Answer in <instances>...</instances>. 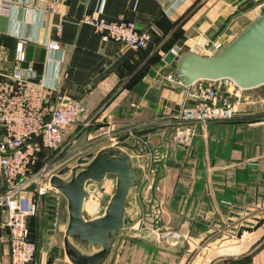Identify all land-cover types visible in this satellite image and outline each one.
<instances>
[{"label": "crops", "instance_id": "0c3cea01", "mask_svg": "<svg viewBox=\"0 0 264 264\" xmlns=\"http://www.w3.org/2000/svg\"><path fill=\"white\" fill-rule=\"evenodd\" d=\"M50 4L58 11L51 12ZM263 12L264 0H0V72L19 70L85 108L58 148L41 149L30 174L43 170L42 182L47 183L83 155L109 148L124 153L141 174L128 191L123 228L110 238L99 264H264V228L252 240L261 228L245 233L246 244L242 236L226 241L227 246L220 244L241 223L252 225L258 220L254 215L264 209V84L241 89L228 79L215 81L218 104L235 110L232 120L208 122L202 128L171 122L181 108L195 105V88L180 87L175 71L177 57L187 52L186 42L203 36L226 46ZM90 13L107 21H131L148 32L151 41L134 50L103 39L79 21ZM57 23L62 24L60 36ZM20 40H25L22 61L16 60ZM49 40L57 41L60 49H47ZM167 75L173 76V84L165 80ZM152 128L156 130L147 135L109 144V136L121 138L128 130ZM4 137L0 125V142ZM153 150L155 161L163 162L155 164L158 175L150 171ZM150 173L146 183L144 177ZM28 179L29 175L19 181L27 184L17 198L23 209L36 205L35 214L27 217L29 239L36 247L29 264H47L51 255V264H75L63 247L67 209L53 220L48 191L56 190L49 185L37 196ZM154 180L153 207L158 210L153 212L163 222L158 229L177 235L162 243L140 227ZM114 188L110 177L86 185L85 220L104 214ZM6 189L0 176V198ZM4 221L0 205V264H9ZM78 249L87 255L97 251Z\"/></svg>", "mask_w": 264, "mask_h": 264}, {"label": "built area", "instance_id": "2783aa9c", "mask_svg": "<svg viewBox=\"0 0 264 264\" xmlns=\"http://www.w3.org/2000/svg\"><path fill=\"white\" fill-rule=\"evenodd\" d=\"M49 9L51 12L58 11L54 4H50ZM79 21L90 25L103 39L121 43L125 49H142L151 41V35L138 30L131 21L102 20L92 13L84 14ZM55 29L60 36L62 24L57 23ZM24 42L25 40H20L17 44L18 61L24 59ZM45 46L49 50L60 49L59 43L53 40L47 41ZM185 46L188 52L200 56L215 55L225 47L221 41H211L203 36L188 40ZM165 80L174 83L171 75H167ZM205 82L198 83L193 92L195 105L181 108L172 118V123L196 124L202 128L208 122L229 121L234 118L235 110L232 106L218 104L219 90L213 84L215 81ZM177 84L179 85V81ZM84 115L85 108L80 102L66 99L55 89L32 81L19 70L9 75L0 72V125L5 134L0 142V176L7 184L6 192L0 198V205L5 209L4 227L8 232L9 264H29L33 262L36 251L35 244L29 239L27 227V217L35 214L36 205L21 208L17 196L27 182L19 184V181L26 180L29 175L28 180L34 186L37 196L48 191L49 183L42 182L43 170L33 176L30 174L37 154L43 148H58L66 129L76 125ZM132 131L128 130L127 133ZM109 137L112 141L116 139L113 135ZM151 175L152 173L145 175L146 183H149ZM153 219H158L154 212L152 216H144L140 227L148 229L157 243L177 237L169 230L160 231L152 227L149 222Z\"/></svg>", "mask_w": 264, "mask_h": 264}, {"label": "water", "instance_id": "95a60500", "mask_svg": "<svg viewBox=\"0 0 264 264\" xmlns=\"http://www.w3.org/2000/svg\"><path fill=\"white\" fill-rule=\"evenodd\" d=\"M175 71L180 87L191 86L201 80L222 79L232 81L241 89L263 85L264 12L215 55L200 56L188 51L182 53L177 57ZM155 130L156 128L132 131L121 138L109 141V144L119 143L130 136L147 135ZM151 158L154 160L150 171L158 175L160 169L155 164L163 165V162L155 161L154 150ZM65 175H69L68 178L62 179L61 177ZM107 177L114 179L115 188L104 214L92 220H85L82 208L88 196L86 185L100 184ZM140 177L141 174L132 167L128 157L116 148H109L96 155L85 154L76 160L75 166L67 165L56 175L49 177V185L56 190V193L48 191L51 194L49 208L53 214L52 219H56V213L59 216L65 208L67 209L63 247L72 262L99 264L103 260L109 250L110 238L123 228L128 191L136 186ZM155 183L154 180L151 186V201L148 203V209L144 210L145 216H152L153 211L158 210L157 207H153ZM140 198H142L141 194ZM149 224L154 228H160L163 222L158 218L153 219ZM78 247L81 249L95 247L97 251L87 255L83 254Z\"/></svg>", "mask_w": 264, "mask_h": 264}, {"label": "rangeland", "instance_id": "374dc122", "mask_svg": "<svg viewBox=\"0 0 264 264\" xmlns=\"http://www.w3.org/2000/svg\"><path fill=\"white\" fill-rule=\"evenodd\" d=\"M198 83H199V81H198ZM198 83L197 82L194 83L191 88L198 87L197 86ZM259 212H260V214L254 215V216L258 217V220L253 221L252 225H249V226H247L245 224L241 225L242 224L241 223L239 226L236 227V230L234 232L229 231V237L230 238H228L227 240H225V242L220 243V244H223V246H227L230 242H226V241H228L230 239H231L230 240L231 242H235L238 239H241V236H242V238L247 236V234H245V233L254 232L257 228H261V229L264 228V209L259 211ZM78 245H80V244H78ZM212 249H214V248H212Z\"/></svg>", "mask_w": 264, "mask_h": 264}, {"label": "trees", "instance_id": "16d2710c", "mask_svg": "<svg viewBox=\"0 0 264 264\" xmlns=\"http://www.w3.org/2000/svg\"><path fill=\"white\" fill-rule=\"evenodd\" d=\"M189 14H190V11H188L182 18H181V20H184L185 18H187L188 16H189ZM174 44V42L173 41H171L170 42V46L171 45H173ZM54 255V254H53ZM52 255L49 257V259H48V261H47V264H51V260H52Z\"/></svg>", "mask_w": 264, "mask_h": 264}, {"label": "bare ground", "instance_id": "6f19581e", "mask_svg": "<svg viewBox=\"0 0 264 264\" xmlns=\"http://www.w3.org/2000/svg\"><path fill=\"white\" fill-rule=\"evenodd\" d=\"M262 230H263V229H261V230H258L256 233H254V235H251L249 239H250V240H252L253 238H255L257 234H259V233H261V232H262ZM247 241H249V240H246V239H245V237H244V238L242 239V241H241V242H243V244H246V243H247Z\"/></svg>", "mask_w": 264, "mask_h": 264}]
</instances>
